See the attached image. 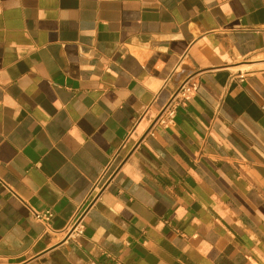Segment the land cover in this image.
I'll return each mask as SVG.
<instances>
[{
    "label": "crops",
    "instance_id": "crops-1",
    "mask_svg": "<svg viewBox=\"0 0 264 264\" xmlns=\"http://www.w3.org/2000/svg\"><path fill=\"white\" fill-rule=\"evenodd\" d=\"M0 264H264V0H0Z\"/></svg>",
    "mask_w": 264,
    "mask_h": 264
},
{
    "label": "built area",
    "instance_id": "built-area-1",
    "mask_svg": "<svg viewBox=\"0 0 264 264\" xmlns=\"http://www.w3.org/2000/svg\"><path fill=\"white\" fill-rule=\"evenodd\" d=\"M198 82L188 79L184 81L180 87L176 90V92L171 97L169 103L164 108L163 112L160 114L158 121L160 125H168L170 121L174 118L176 113V108L188 100L192 92L196 91L198 88ZM111 178V174L109 172V168H106L104 173L102 174L98 183L94 186L93 190L90 192L89 196L85 200V202L78 208L76 214L72 218L68 226V234L69 236H79L83 233V224L82 221L86 216L88 210L90 209L92 203L98 197L102 187L105 183L109 181ZM35 218L39 221L49 222L53 216L52 212L47 210L43 212L33 211Z\"/></svg>",
    "mask_w": 264,
    "mask_h": 264
}]
</instances>
